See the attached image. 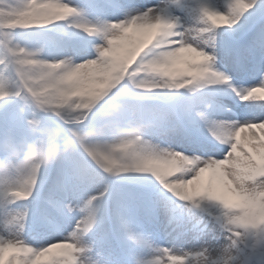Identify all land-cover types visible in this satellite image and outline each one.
<instances>
[{"label": "snow or ice", "instance_id": "obj_1", "mask_svg": "<svg viewBox=\"0 0 264 264\" xmlns=\"http://www.w3.org/2000/svg\"><path fill=\"white\" fill-rule=\"evenodd\" d=\"M5 145L66 155L0 182V264H113L111 230L130 264H264V0H0ZM146 225L211 241L161 247Z\"/></svg>", "mask_w": 264, "mask_h": 264}, {"label": "rangeland", "instance_id": "obj_2", "mask_svg": "<svg viewBox=\"0 0 264 264\" xmlns=\"http://www.w3.org/2000/svg\"><path fill=\"white\" fill-rule=\"evenodd\" d=\"M74 1L77 2V4H75V5H77L76 7L85 8L86 3H84L83 1H80V0H74ZM141 2L147 7H152L156 3V0H154V2L151 0H141ZM86 18L89 20H92L91 16L86 15ZM108 18L111 19L112 17H108ZM94 20H95V18H94ZM60 27H63V26L61 25ZM68 31L70 33L71 38L74 37V38L79 39L78 42H80L82 40L84 43H86V40L89 39V37L85 36L82 33H74V32H72L71 29H69ZM46 34L48 37L59 38L56 31L52 34L49 32ZM84 37H87V38H84ZM43 39H44V37H41V36L32 37V36H28V35H23V38L16 37L15 42L19 43L21 46L27 45L28 47H34L35 41H41L42 42ZM74 43H76V42H74ZM88 56L92 57V56H94V53H92V51H90L88 53ZM82 58H83V56L75 57V59H77V61H79V59H82ZM14 105L16 108L20 107L19 102H16ZM27 148H28V146H24L23 151H26ZM9 151H10V153L13 152L11 150H9ZM110 183L112 184V189H110L109 195H111L112 190L115 188L126 187V185H123L122 183H120L118 181H112ZM94 193H95V189L93 190V194ZM163 195L168 196L169 201L173 205V215L174 216H176V215L186 216L188 209L184 208L182 202L176 201L174 198H172L167 193H163ZM42 196H43V193H41V198H42ZM28 204H29V207L32 208L34 212L39 207V201H37L35 204H33L32 202H28ZM15 207H21V205H16ZM207 208H208L209 212L214 213L216 211L215 208L212 207L211 205H207ZM30 217H31V213H30ZM201 217H203L204 219H207V214L197 210L195 219H200ZM193 222H195V220H193ZM144 230H145V234L149 235L150 240L153 242L154 245H158L161 247L182 248L184 251H188L189 249H198L202 246H206L205 245L206 240L211 241V235L210 234L208 236H205V237H202L199 239H194L191 236L177 237L178 239L177 238L174 239V237H173L170 239L169 237L167 238L162 234L161 240L157 241L153 235V230H154L153 226L146 225ZM111 231L116 233L117 237L115 239V243L117 244V247L122 251V255H124V257L129 258L132 253L142 254L140 249L133 248L132 245L129 242H127L126 240H124V238L118 232H116L115 230H111ZM174 234L177 236V234L175 232H174ZM103 235H104V233H102V235L97 234L98 237H103ZM164 239H166V240H164ZM107 241H108V239H107ZM165 242H167V244ZM107 243L100 245L97 250L100 251L105 258H110L113 261V264H123V262H121L120 259L116 257L117 256V251L115 250L116 247L114 245L112 246L111 243L110 244H107ZM222 243H223L222 240L212 241V246H216L217 244H222Z\"/></svg>", "mask_w": 264, "mask_h": 264}, {"label": "clouds", "instance_id": "obj_3", "mask_svg": "<svg viewBox=\"0 0 264 264\" xmlns=\"http://www.w3.org/2000/svg\"><path fill=\"white\" fill-rule=\"evenodd\" d=\"M2 150L5 155L0 158V182H4L9 179L22 178L27 175L34 165H40L41 168L51 165L54 160H58L60 156L66 155V153L59 154L56 157L52 156H39L31 147H28L23 153L11 152L5 145ZM260 219H264V212H261ZM232 256H236L235 250L231 253Z\"/></svg>", "mask_w": 264, "mask_h": 264}, {"label": "bare ground", "instance_id": "obj_4", "mask_svg": "<svg viewBox=\"0 0 264 264\" xmlns=\"http://www.w3.org/2000/svg\"><path fill=\"white\" fill-rule=\"evenodd\" d=\"M167 244V243H166Z\"/></svg>", "mask_w": 264, "mask_h": 264}]
</instances>
